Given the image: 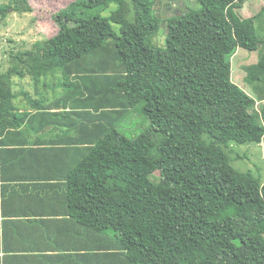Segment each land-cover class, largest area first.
Listing matches in <instances>:
<instances>
[{
  "label": "trees",
  "instance_id": "trees-1",
  "mask_svg": "<svg viewBox=\"0 0 264 264\" xmlns=\"http://www.w3.org/2000/svg\"><path fill=\"white\" fill-rule=\"evenodd\" d=\"M196 1L165 21L158 47L156 0H131L132 19L127 0H75L52 16L55 36L0 73V137H29L38 122L37 158L78 161L66 189L86 193L89 236L111 240L97 248L114 264H264V183L228 151L264 140V105L232 79L238 49L264 42L240 0ZM15 11L0 4L3 17ZM57 74L60 111L16 107V78L51 93ZM138 108L150 121L141 133L122 125Z\"/></svg>",
  "mask_w": 264,
  "mask_h": 264
},
{
  "label": "crops",
  "instance_id": "crops-1",
  "mask_svg": "<svg viewBox=\"0 0 264 264\" xmlns=\"http://www.w3.org/2000/svg\"><path fill=\"white\" fill-rule=\"evenodd\" d=\"M40 85V94L18 93L15 102L20 111L35 113L32 104L38 100L53 111L61 110L58 103L64 96L45 93V83ZM37 123L26 131L29 137L20 130L0 137V264H114L105 249L97 248L111 240L89 236L88 222L94 219L82 201L86 193L66 189L72 170L67 165L78 161L37 158L34 153L39 156V144L45 139ZM24 148L29 151L19 155L17 150Z\"/></svg>",
  "mask_w": 264,
  "mask_h": 264
},
{
  "label": "rangeland",
  "instance_id": "rangeland-1",
  "mask_svg": "<svg viewBox=\"0 0 264 264\" xmlns=\"http://www.w3.org/2000/svg\"><path fill=\"white\" fill-rule=\"evenodd\" d=\"M75 0H0V4L10 3L18 11L9 13L6 17L0 15V73H5L8 69L19 62L17 54L34 50L37 44L45 42L47 39L55 36L58 28L55 25L52 16L59 10L67 7ZM129 18L134 16L131 0ZM241 8L238 13L243 18L257 16L256 27L260 39L264 42V0H240ZM187 7L198 8L196 0H156V12L160 21V31L152 39L153 44L158 47H165L167 38V25L165 21L174 15H179L186 11ZM107 15V12L103 13ZM156 15V14H155ZM264 52V43L259 45L257 51H247L238 49L232 57V79L236 85L244 89L257 101L256 110L260 111L264 105V70L259 68L261 55ZM256 71L262 81L256 82L255 85L248 83V74ZM19 78H16L17 82ZM57 84V90L51 92L58 96L63 91L64 86L60 85V75H56L51 80ZM32 84V83H31ZM40 87V86H39ZM34 84L23 88L21 84L15 87L16 92L30 91L35 93ZM41 89V88H40ZM43 92V90H42ZM138 110L133 112L123 122V127L138 129L143 132L150 121ZM230 149H232L230 151ZM229 151L231 164L240 172H251L264 183V140L262 144H232ZM159 175H155L157 181Z\"/></svg>",
  "mask_w": 264,
  "mask_h": 264
}]
</instances>
